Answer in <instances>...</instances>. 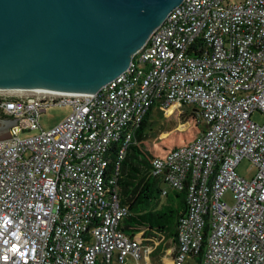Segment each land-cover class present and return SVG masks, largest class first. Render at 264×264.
<instances>
[{"label": "built area", "instance_id": "obj_1", "mask_svg": "<svg viewBox=\"0 0 264 264\" xmlns=\"http://www.w3.org/2000/svg\"><path fill=\"white\" fill-rule=\"evenodd\" d=\"M9 91L0 264H146L156 243L118 227L127 207L117 169L148 108L164 121L185 105L202 128L149 167L159 196L183 193L170 264L200 250L198 264H264V0H181L92 93ZM61 104L69 113L42 129L39 113ZM26 130L35 131L18 135ZM241 159L249 178L235 170Z\"/></svg>", "mask_w": 264, "mask_h": 264}, {"label": "water", "instance_id": "obj_2", "mask_svg": "<svg viewBox=\"0 0 264 264\" xmlns=\"http://www.w3.org/2000/svg\"><path fill=\"white\" fill-rule=\"evenodd\" d=\"M180 1L0 0V86L92 93ZM15 119L0 120V139Z\"/></svg>", "mask_w": 264, "mask_h": 264}, {"label": "trees", "instance_id": "obj_3", "mask_svg": "<svg viewBox=\"0 0 264 264\" xmlns=\"http://www.w3.org/2000/svg\"><path fill=\"white\" fill-rule=\"evenodd\" d=\"M194 109L191 107L183 110L179 116L181 121L191 120L193 124L198 125ZM149 113L150 108L143 115L123 159L119 162L116 184L119 202L127 207V212L120 219L118 227L128 236H134L140 232L144 237L151 236L157 239L156 244L148 252L150 260L156 259L161 252L162 240L170 239L174 242L177 218L184 208V198L182 192L173 190L170 195L167 193L164 197L159 196L157 188L159 181L149 175L150 158L163 153L153 148L143 149L139 145L143 142L142 137L145 131L151 129L147 124ZM0 117L3 116L0 115ZM148 144L151 143L148 142ZM111 166L109 163L107 169ZM160 198H164L163 201ZM200 252L201 250L190 255L196 256V264L200 260ZM95 264L102 263L97 261Z\"/></svg>", "mask_w": 264, "mask_h": 264}, {"label": "rangeland", "instance_id": "obj_4", "mask_svg": "<svg viewBox=\"0 0 264 264\" xmlns=\"http://www.w3.org/2000/svg\"><path fill=\"white\" fill-rule=\"evenodd\" d=\"M234 1V0H229ZM17 92V91H16ZM12 91H1L0 94H12ZM179 113H173L171 116H169L164 121H161V114L162 112L156 109V106L151 107L149 116L147 118V124L151 127L149 131H145L142 140L143 142H140L139 145L143 147V149H149L153 148L158 152H163L169 147L175 145V144H181L185 143L192 139V137L202 128L201 124H193L191 120L181 121L180 113L183 112V110L189 109L188 105L183 106L180 108ZM70 111V106L67 104H61V105H48L45 107V109L39 113L38 115V123L39 126L42 129H47L57 123L59 120H61L64 116H66ZM170 112V109L168 110ZM251 119L257 122H261L262 116L257 113H252L250 115ZM0 120H3L2 117H0ZM6 129V128H5ZM7 131V129H6ZM35 130H26L23 132H19V136H25L33 133ZM148 142L151 144L149 145ZM146 143V144H145ZM145 144V145H144ZM235 170L238 174L245 178H249L253 172L254 167L252 164L247 161L246 159H241L235 166ZM222 198L226 202H231L230 193L226 192L223 194ZM161 201H163L164 198H160ZM136 237H141V244L143 246L147 244H152V242H157V239L155 237H144L145 239H142V234L137 233L135 235ZM168 239L162 240V253L163 249L169 245ZM161 257V256H160ZM164 261L168 263L170 257L168 255H164L163 257ZM146 264H162L159 261V255L156 259L152 258L149 260L148 256L143 259ZM181 264H196V256H186Z\"/></svg>", "mask_w": 264, "mask_h": 264}, {"label": "bare ground", "instance_id": "obj_5", "mask_svg": "<svg viewBox=\"0 0 264 264\" xmlns=\"http://www.w3.org/2000/svg\"><path fill=\"white\" fill-rule=\"evenodd\" d=\"M1 91H8V90H22V91H47V92H55L35 87H22L17 85H10V86H0Z\"/></svg>", "mask_w": 264, "mask_h": 264}, {"label": "crops", "instance_id": "obj_6", "mask_svg": "<svg viewBox=\"0 0 264 264\" xmlns=\"http://www.w3.org/2000/svg\"><path fill=\"white\" fill-rule=\"evenodd\" d=\"M166 150H167V149H166ZM166 150H165V151H166ZM163 152H164V151H163ZM159 185H160V184H159ZM171 192H172V190H167L168 195H170ZM168 240H170V239H168ZM171 248H172V241H169V245L167 246V249L165 250V248H164V249H163V253H162V251H161V252L158 254V255H159V261H160L162 264H170V262H171V254H168V252H169V250H171ZM164 255H168V256L170 257L168 263H166V262L164 261V259H163ZM160 256H161V257H160ZM157 258H158V256H157Z\"/></svg>", "mask_w": 264, "mask_h": 264}]
</instances>
